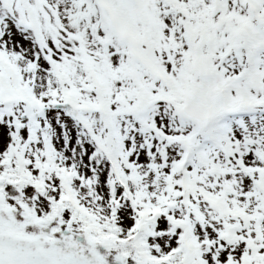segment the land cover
Returning a JSON list of instances; mask_svg holds the SVG:
<instances>
[{
	"label": "snow or ice",
	"instance_id": "6c2138e0",
	"mask_svg": "<svg viewBox=\"0 0 264 264\" xmlns=\"http://www.w3.org/2000/svg\"><path fill=\"white\" fill-rule=\"evenodd\" d=\"M0 264H264V0H0Z\"/></svg>",
	"mask_w": 264,
	"mask_h": 264
}]
</instances>
